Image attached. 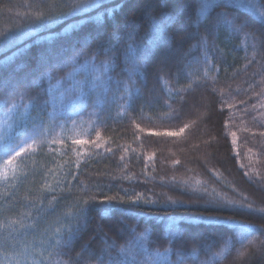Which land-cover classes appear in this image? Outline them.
<instances>
[{
	"label": "trees",
	"instance_id": "1",
	"mask_svg": "<svg viewBox=\"0 0 264 264\" xmlns=\"http://www.w3.org/2000/svg\"><path fill=\"white\" fill-rule=\"evenodd\" d=\"M35 2L36 0H0V31L20 33L25 27L28 5H34ZM116 3H123L125 7L117 9L115 18L109 17L102 28L83 16L66 17L63 21L50 25L47 31L37 29L38 34H32L19 43V52L16 47L0 49V60L16 53L13 62L0 68V77L7 80L16 73L24 76L39 72V61L45 56L55 61L70 59L81 51L87 55L90 48L96 47L99 32L111 35L113 25L123 23L125 18L134 16L142 20V0H105L100 9L89 15L95 16L97 11L103 12L105 7H115ZM197 7L194 0H169L165 11L170 15L190 14L195 19ZM220 10L222 9H217ZM256 29H259L258 23L248 31ZM170 31L174 33L176 26L170 25ZM256 35L259 37V31ZM85 41L89 48L84 47ZM113 43L116 41L113 40ZM194 43L195 41L184 42L182 48L187 50ZM211 43L210 40V46ZM215 45L216 48L208 53L207 64L203 63V53L200 51L193 53L194 56L201 57L200 64L194 61L180 62H190L187 75L181 72L179 78L176 77L175 62L170 73H161L164 77L162 80H158L155 73L150 72L147 87L140 86L141 97L130 108L122 107L118 102L109 106L102 114L97 109V114L90 115L93 108L89 103L82 115H72V119L76 121L75 126L69 121L63 129L57 128L53 134L52 138L62 141V144H53L51 149L45 146L42 151L36 149L35 155L25 158L23 162L18 161L17 178L0 187V205L6 209L17 208L25 197L34 200L37 206L43 201L44 211L41 216L44 219L41 229L48 226L55 228L57 220L67 223L65 216L76 210L77 198L86 184L90 194L96 196L97 206L89 212L88 230L74 241L71 256L74 257L81 246L96 235L94 230L98 224L104 226V231L118 245L136 239L138 243L146 244L151 249L163 251L168 247L165 239L168 222L165 218L174 217L182 221L180 227L189 237L187 248H191L196 242L211 245L210 251H201L200 260H208L213 252H221L223 257L216 264H239L236 252L238 249L244 250L236 242L240 230L228 218L256 225L264 221L255 216L229 211H205L183 192L191 187H200L201 185L196 184V181H200L210 190L215 188L229 197L235 195L232 191L234 187L237 193H243L255 201L257 206L261 205L264 184L258 182L257 173L264 176V136L260 135L264 132V107H261L264 100L254 95L262 89L250 88L249 85L259 82L264 76V69L261 67L264 65V49H259L258 44L254 47L253 41H246L243 34H233L227 29L217 32ZM104 58L102 55L98 56L97 61ZM249 61L253 62L250 64ZM255 73L260 75H254ZM63 74L60 73L61 76ZM79 78L83 79V74ZM189 84L192 85L191 88H188ZM181 88L184 89L181 93L183 99L177 95V90ZM221 90L224 93L223 99ZM65 103L69 111H80V107L73 101ZM228 104L233 107L229 109ZM253 104L255 109L252 108ZM169 105L176 110L172 116L165 115L170 112ZM221 105L224 106L223 112L220 110ZM226 120L227 128L224 127ZM185 123L192 126L185 129L179 137L151 135L158 131H177ZM136 124L145 131L139 132ZM231 132L236 133L235 144L232 143ZM72 140L86 143L73 145ZM76 153H79L78 157ZM20 172L23 173L22 176H19ZM245 172L248 176L244 175ZM45 185L55 189L56 201L50 203L51 193ZM13 191L15 194L12 199L5 201L4 197ZM138 195L143 199L132 203ZM106 197L117 199L111 202L114 207L108 215L102 216L100 202L105 201ZM169 198L185 203L172 205L167 203ZM145 199L153 202L145 203ZM53 207L55 211H52ZM23 210L20 208V211ZM197 215L222 219L210 223H184ZM11 218H15L14 214ZM141 233L143 239L140 238ZM192 237L196 240H192ZM221 237H225L227 243L234 244V247L227 249L225 240ZM101 246L97 236L92 241V247L99 249ZM59 259L68 260L69 257L62 256ZM171 259L174 260L175 257ZM258 260L259 256H254L248 264H257ZM161 264L164 262L161 261ZM188 264L193 262L189 260Z\"/></svg>",
	"mask_w": 264,
	"mask_h": 264
},
{
	"label": "snow or ice",
	"instance_id": "2",
	"mask_svg": "<svg viewBox=\"0 0 264 264\" xmlns=\"http://www.w3.org/2000/svg\"><path fill=\"white\" fill-rule=\"evenodd\" d=\"M194 2L198 5L195 19L190 14H168L165 9L168 8L169 0H142V20L134 16L125 18L123 23L113 25L111 35L99 32L96 47L90 48L87 55L81 51L76 52L70 59L55 61L45 56L39 61V72L24 76L16 73L7 80L0 77V180L7 181L9 171L13 172V179L17 178L14 162L18 158L23 161L35 155V149L42 151L45 146L51 149L53 144H62V141L52 138L55 130L63 129L69 121L75 126L76 121L72 119V115H82L89 103L93 108L90 115L97 114V109L102 114L109 106L118 102L122 107L130 108L132 103L141 97L140 86L147 87L150 72H154L156 78L162 80L164 77L161 73L166 71L170 73L175 62L176 77L179 78L181 72L187 75L190 62L187 64L180 62L194 61L200 64L201 57L193 55L198 51L203 53V63L207 64L208 53L216 48V34L221 29H227L237 35L243 34L246 41L248 39L253 41L254 47L258 44L259 49H264V0H194ZM104 3L105 0H36L34 5H28L25 27L20 33L0 31V49L16 47L19 52V43L32 34H38L37 29L47 31L50 25L57 24L66 17L83 16L87 21H92L102 28L109 17L115 18L117 9L125 7L123 3H116L115 7H105L103 12L97 11L95 16L89 15L90 12L100 9ZM242 16L245 18L242 19ZM256 23L259 24V29L248 31ZM170 25L176 26L174 33L170 31ZM257 31L259 37L256 35ZM113 40L116 43H113ZM187 41L195 43L185 50L182 44ZM84 47L89 48L87 41L84 42ZM101 55L105 58L97 61V57ZM15 57L16 53L12 57L0 60V68L13 62ZM252 62L249 61L250 64ZM261 67L264 69V65ZM61 72L64 73L62 76ZM81 74L83 79L79 78ZM191 87L189 84L188 88ZM249 87H260L262 90L254 95L264 100V76ZM183 91V88L177 90V95H180L181 99ZM220 95L223 99V90L220 91ZM68 100L78 105L80 111H69L65 103ZM227 107L231 109L233 105L228 104ZM261 107H264V103ZM169 108L170 112L165 115H174L176 110L171 109V105ZM223 108L221 105V112ZM252 108L255 109L254 104ZM191 126L185 123L177 131H158L151 135L179 137ZM135 127L141 133L145 131L139 124ZM224 127H228L227 120ZM260 135L264 136V132ZM231 136L232 143L235 144L236 133L231 132ZM97 138L99 139V134ZM81 143L86 142L72 140L73 145ZM95 146L99 147V144ZM21 153L24 155L21 156ZM76 154L78 157L79 153ZM174 163L178 164L179 161ZM244 175L248 176V173L245 172ZM249 179L251 180V177ZM257 179L259 183L264 184V176L257 173ZM196 184L201 186L191 187L183 194L189 195L192 202L203 207L205 211H229L234 214L255 216L264 221V193L260 197L261 205L257 206L247 195L237 193L234 187L232 191L235 195L229 197L215 188L210 190L200 181H196ZM45 188L48 186L45 185ZM48 191L51 193L50 203L56 201L55 189L48 188ZM14 194L13 191L5 196V201L12 199ZM116 199L117 197H106L105 201L100 202L102 216H107L113 209L114 205L111 202ZM141 199L143 197L138 195L136 200L131 202L136 203ZM149 202L153 201L145 199V203ZM167 203L183 205L185 202L169 198ZM42 204L43 201L37 206L34 200L25 197L24 201L18 203L17 208L6 209L0 205V256L4 257L0 259V264H5V261L7 264H161V261L164 264H188L189 260L193 264L197 261L199 264H216V261L223 257V253L213 252L208 260H200L201 251L205 249L210 251L211 245L196 242L191 248H187L189 237L180 227L182 221L174 217L165 218L168 222L165 233L168 247L163 251L151 249L146 244L138 243L136 239L118 245L104 231V226L98 224L94 230L96 235L90 237L73 257L70 255L73 243L88 230L89 212L97 206L96 196L91 195L88 185L84 184L83 192L76 201V210L65 216L67 223L64 220H57L55 228H45L43 231H41L44 219L41 216L44 211ZM20 208L24 210L20 211ZM52 211H55L54 207ZM12 214L15 218H11ZM68 216L71 218L68 219ZM221 219L217 216L197 215L184 223H210ZM228 219L240 230L236 242L244 250L238 249L236 252L239 264H248L252 257L257 255L259 256L257 264H264V223L256 225L231 217ZM49 232L52 234L49 235ZM29 236H32L31 242L28 240ZM97 236L102 246L94 249L92 241ZM250 236L252 238L247 239ZM140 238L143 239V233L140 234ZM191 239L196 240L195 237ZM221 239L225 240L227 249L234 247V244L227 243L225 237ZM62 256H68L69 259H59Z\"/></svg>",
	"mask_w": 264,
	"mask_h": 264
},
{
	"label": "rangeland",
	"instance_id": "3",
	"mask_svg": "<svg viewBox=\"0 0 264 264\" xmlns=\"http://www.w3.org/2000/svg\"><path fill=\"white\" fill-rule=\"evenodd\" d=\"M34 149H35V146H34ZM36 150V149H35ZM24 154L23 153H21V156H23ZM18 161H20V159L18 158L17 159V161L16 162H14V166L16 167V173L18 174V171H19V168H18ZM23 162V161H22ZM21 162V163H22ZM23 175V173L22 172H20V175L19 176H22ZM13 179V172H11V171H9L8 172V179H7V181H4V180H0V187H3V186H5L7 183H9L11 180ZM46 228V227H45ZM47 228H51V226H48ZM41 231H43L42 229H41ZM52 233L51 232H49V235H51ZM28 240H29V242H31V240H32V236H29L28 237ZM0 259H4V257L3 256H0ZM5 264H7V262L5 261Z\"/></svg>",
	"mask_w": 264,
	"mask_h": 264
}]
</instances>
